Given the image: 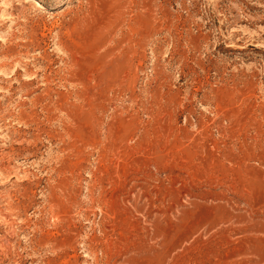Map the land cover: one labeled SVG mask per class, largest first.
Listing matches in <instances>:
<instances>
[{
	"label": "rangeland",
	"instance_id": "374dc122",
	"mask_svg": "<svg viewBox=\"0 0 264 264\" xmlns=\"http://www.w3.org/2000/svg\"><path fill=\"white\" fill-rule=\"evenodd\" d=\"M0 0V264H264V0Z\"/></svg>",
	"mask_w": 264,
	"mask_h": 264
},
{
	"label": "bare ground",
	"instance_id": "6f19581e",
	"mask_svg": "<svg viewBox=\"0 0 264 264\" xmlns=\"http://www.w3.org/2000/svg\"><path fill=\"white\" fill-rule=\"evenodd\" d=\"M25 2L29 3V5L35 8H42L43 3L40 0H24Z\"/></svg>",
	"mask_w": 264,
	"mask_h": 264
}]
</instances>
